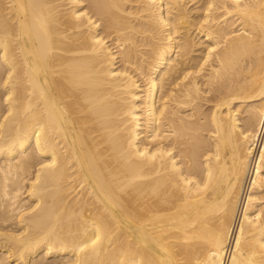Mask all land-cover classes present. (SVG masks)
I'll use <instances>...</instances> for the list:
<instances>
[{"label": "bare ground", "instance_id": "obj_1", "mask_svg": "<svg viewBox=\"0 0 264 264\" xmlns=\"http://www.w3.org/2000/svg\"><path fill=\"white\" fill-rule=\"evenodd\" d=\"M0 264H264V0H0Z\"/></svg>", "mask_w": 264, "mask_h": 264}, {"label": "rangeland", "instance_id": "obj_2", "mask_svg": "<svg viewBox=\"0 0 264 264\" xmlns=\"http://www.w3.org/2000/svg\"><path fill=\"white\" fill-rule=\"evenodd\" d=\"M0 93H1V92H0ZM1 94H3V92H2Z\"/></svg>", "mask_w": 264, "mask_h": 264}]
</instances>
